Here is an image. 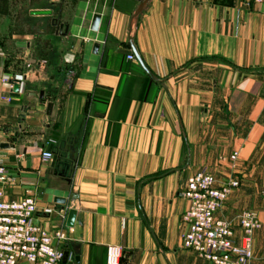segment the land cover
Masks as SVG:
<instances>
[{"label": "crops", "instance_id": "1", "mask_svg": "<svg viewBox=\"0 0 264 264\" xmlns=\"http://www.w3.org/2000/svg\"><path fill=\"white\" fill-rule=\"evenodd\" d=\"M0 166L15 178L2 200L32 191L73 264H107L111 246L121 264H212L182 247L180 193L206 170L240 183L218 219L264 210V4L0 0Z\"/></svg>", "mask_w": 264, "mask_h": 264}, {"label": "built area", "instance_id": "2", "mask_svg": "<svg viewBox=\"0 0 264 264\" xmlns=\"http://www.w3.org/2000/svg\"><path fill=\"white\" fill-rule=\"evenodd\" d=\"M253 2L264 4V0ZM128 59L135 60L133 55ZM3 83L9 84V81L3 80ZM6 100L11 102L9 98ZM53 158L51 152L42 154L45 162H51ZM236 158L237 155L232 157L233 160ZM14 184L15 178L8 168L0 166V187ZM238 187V181H231L216 188L214 178L206 171L188 179L186 188L180 193L189 203L182 216L187 229L182 240L184 249L197 253L212 264H248L251 261L249 238L244 239L241 247H235L230 229L216 217L232 191ZM3 196L0 190V264H73L68 259L64 262L65 232L49 233L34 222L38 210L32 191L12 202L2 200ZM121 260L119 247L107 249V264H121Z\"/></svg>", "mask_w": 264, "mask_h": 264}, {"label": "rangeland", "instance_id": "3", "mask_svg": "<svg viewBox=\"0 0 264 264\" xmlns=\"http://www.w3.org/2000/svg\"><path fill=\"white\" fill-rule=\"evenodd\" d=\"M8 5H9V3H8ZM9 7L10 8L11 7L12 8L16 7L15 10L18 11V8L21 7V4H18V3L17 4H11V5H9ZM28 8H29V5L24 6V7L22 5V7L19 8V11L21 13H24V12H27ZM22 16L25 17V14L24 15L22 14ZM12 22H14V21H12ZM24 22H25V20H21V21L17 20L16 21V23H20L21 26H24ZM46 26L47 25H44L43 27H46ZM21 39L23 40L24 37H22ZM203 171H206V170H203ZM200 172H202V171H200ZM200 172L196 173L195 175L199 174ZM207 173L214 178V182H215L216 188H221L224 185H226V184H222V185L219 186L217 184L218 181L216 180V178L211 173H209V172H207ZM195 175H193V176H195ZM233 181H237V180H233ZM187 183H188V180H187ZM187 183H186V186H187ZM239 185H240V183H239ZM186 186H185V188H186ZM256 199L258 201L261 200V204H262L261 208H264V180L262 181V193H261L260 197H257ZM228 200H229V198H228ZM225 204L221 207V209L225 206ZM258 211L259 212H256V211H254V209L242 210L238 214V216L236 217V219H237L236 223L237 224L235 226L233 224L229 223V222H226V221H223V220L217 218V220L223 222L230 229V231L232 233L233 243L235 244V247H237V248L241 247L243 245L244 239L245 238H249V240H250L249 242H250V245H251L252 258H251V261L248 264H250V263H252L254 261V257H255V253L256 252L264 253V210H262V211L258 210ZM260 214H261L262 217L260 216ZM247 225H249L250 228H248ZM256 236L260 237V239H259V241L257 243V246H256V242H255L256 241L255 240ZM260 262L262 264H264V260H261Z\"/></svg>", "mask_w": 264, "mask_h": 264}, {"label": "water", "instance_id": "4", "mask_svg": "<svg viewBox=\"0 0 264 264\" xmlns=\"http://www.w3.org/2000/svg\"><path fill=\"white\" fill-rule=\"evenodd\" d=\"M32 15H34V16H49V15H51V12H49V11H35L32 13ZM100 23H101V16L98 14L94 15L91 30L94 32H97L99 30ZM94 50H95V53H97L99 50V45H96ZM133 52L135 54L137 61L142 66L144 71L149 75V77H151L152 79H155L154 76L144 66L143 62L141 61V59H140V57H139V55L136 52L134 47H133ZM17 91H18V86L15 85V92H17ZM51 109H52V105L50 104V105H48V114H50ZM56 160H57V158H54V163L56 162ZM65 202L66 201L64 199H57V203H59V204H65ZM76 215H77V213L75 211L69 212V214H68V227L72 228L74 226ZM67 257H68V253H66V257H65L64 262H66Z\"/></svg>", "mask_w": 264, "mask_h": 264}]
</instances>
